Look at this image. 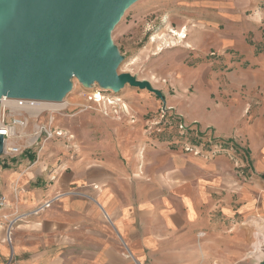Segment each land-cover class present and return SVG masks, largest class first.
I'll return each instance as SVG.
<instances>
[{
    "label": "crops",
    "instance_id": "crops-1",
    "mask_svg": "<svg viewBox=\"0 0 264 264\" xmlns=\"http://www.w3.org/2000/svg\"><path fill=\"white\" fill-rule=\"evenodd\" d=\"M201 1L198 47L216 56H206L205 75L195 69L177 80L167 103L227 138L224 150L193 156L144 138H56L31 147L34 135L20 134L9 143L24 154L0 157V198L8 199L0 209V264L263 260L264 48L230 26L256 3ZM81 119L73 128L80 136Z\"/></svg>",
    "mask_w": 264,
    "mask_h": 264
},
{
    "label": "rangeland",
    "instance_id": "rangeland-1",
    "mask_svg": "<svg viewBox=\"0 0 264 264\" xmlns=\"http://www.w3.org/2000/svg\"><path fill=\"white\" fill-rule=\"evenodd\" d=\"M251 1H255L256 6L243 10V22L230 26H233V31L237 27L239 33H244L248 44H258L262 49L264 0ZM203 2L140 0L125 13L112 33L115 45L125 58L120 73H129L140 81L151 83L153 88L163 93L165 105L147 90L129 85L119 93L104 91L98 85L88 90L74 79L73 90L67 97V106L57 112L43 113L44 116L39 119L41 126L50 128L49 125L53 127L56 123L70 126L69 134L74 138L72 142L80 138L98 142L105 139L144 138L165 142L170 148L193 156H204L207 147L210 148L217 141H225L227 138L218 136L214 129H205L197 122L188 123L167 103V98L176 92L177 80H187L190 72L195 69L200 70V76L205 75L206 56V59L216 56L214 50L205 56V52L198 47L202 32H205ZM93 94L101 95V99L95 101L92 99ZM5 109L7 116L30 117L25 111L19 113L12 104L8 106L6 103L1 104L0 115ZM79 118H82L84 128L81 136L73 129L74 122ZM35 125L37 123L33 119L29 120V126L20 129V134L33 136L38 131ZM188 146L195 148L193 150L197 155L192 151L187 152ZM224 147L216 148L211 153L217 154ZM227 150L230 149L227 147Z\"/></svg>",
    "mask_w": 264,
    "mask_h": 264
},
{
    "label": "water",
    "instance_id": "water-1",
    "mask_svg": "<svg viewBox=\"0 0 264 264\" xmlns=\"http://www.w3.org/2000/svg\"><path fill=\"white\" fill-rule=\"evenodd\" d=\"M139 1L0 0V101L63 103L76 79L88 90H147L165 105L151 83L119 71L125 58L112 33Z\"/></svg>",
    "mask_w": 264,
    "mask_h": 264
},
{
    "label": "built area",
    "instance_id": "built-area-1",
    "mask_svg": "<svg viewBox=\"0 0 264 264\" xmlns=\"http://www.w3.org/2000/svg\"><path fill=\"white\" fill-rule=\"evenodd\" d=\"M100 93V92H98ZM101 94V93H100ZM93 98L95 101L99 98H101V95L98 94H93ZM97 96H100L99 98H97ZM91 99V100H92ZM6 103L8 106H10L11 104L13 105V107H17L19 109H22L23 111H25L26 113H28L26 110H32L35 109L37 107V105L40 102L37 101H32V100H2L0 101V104ZM43 115L35 118L37 120H39ZM32 118L27 116L25 118L23 117H17V116H11L10 118H8L7 116V109L4 110L3 114L0 115V136L3 137L4 139V154L1 155L0 157H4V158H16L19 157L21 155L24 154L25 150L23 147L21 146H17V145H13L10 144L9 141H11L12 139L18 137L20 135V129L23 128H27L29 126V120H31ZM36 137V140L33 142V139ZM60 139V138H65L68 140H73V136L61 129L55 130V129H51L48 128L46 126H41L38 129V131L34 134L33 138H31V147L35 146L38 144L39 141L41 142H47L53 139ZM217 141L215 143H213L210 148L207 147L205 149V152H215L214 149L216 148H222L224 146L223 142ZM226 145V144H225ZM189 148L186 149V151H192L193 154L195 153L197 155V152L194 151L190 146H188ZM224 150V149H223ZM221 150V151H223ZM219 152V151H218ZM8 204V199L5 196H2L0 198V209L4 208L6 205ZM10 241V238H9Z\"/></svg>",
    "mask_w": 264,
    "mask_h": 264
},
{
    "label": "bare ground",
    "instance_id": "bare-ground-1",
    "mask_svg": "<svg viewBox=\"0 0 264 264\" xmlns=\"http://www.w3.org/2000/svg\"><path fill=\"white\" fill-rule=\"evenodd\" d=\"M100 96H97V98H99ZM101 99V98H100ZM68 99L67 100H65V102H63V103H51V102H40L38 105H37V107L35 108V109H32V110H26L27 112H28V114L30 115V117L33 119V122H35V123H37V125H35V127L37 128V129H39L40 128V123H39V120H37V122H36V120H35V118H37V117H39V116H41V115H43V113H46V112H51V113H53V112H57V111H59V110H62V109H64L66 106H67V104H68ZM13 106V105H12ZM15 108V110L17 111V112H19V113H21V111H22V109H19V108H17V107H14ZM36 140V137L33 139V142Z\"/></svg>",
    "mask_w": 264,
    "mask_h": 264
}]
</instances>
